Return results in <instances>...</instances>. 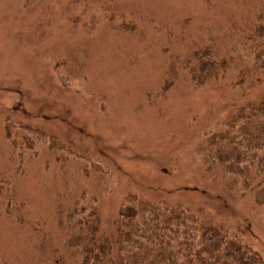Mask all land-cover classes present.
<instances>
[{"label":"rangeland","instance_id":"1","mask_svg":"<svg viewBox=\"0 0 264 264\" xmlns=\"http://www.w3.org/2000/svg\"><path fill=\"white\" fill-rule=\"evenodd\" d=\"M104 1L110 13L140 12L120 20L101 14V0L26 1L31 7L0 0V264H41L32 249L41 229L51 232L46 240L55 248L68 243L71 235L54 222L63 202L82 199L89 203L85 214L97 208L114 236L129 194L229 227L264 257V218L253 197L228 200L196 158L207 130L224 129L245 100L264 98V74L245 70L228 30L229 14L255 0ZM144 14L169 31H150ZM211 35L218 36V54L228 57L225 73L200 86L189 75L168 78L174 55L189 54L192 41L209 47ZM242 69L247 74L239 83ZM28 128H41L75 152L67 174L47 146L25 151V161L17 156L9 169L7 130L34 140Z\"/></svg>","mask_w":264,"mask_h":264},{"label":"trees","instance_id":"2","mask_svg":"<svg viewBox=\"0 0 264 264\" xmlns=\"http://www.w3.org/2000/svg\"><path fill=\"white\" fill-rule=\"evenodd\" d=\"M26 1L22 3L26 5ZM107 2L101 0V14L112 15L113 19L123 20L130 14L137 18L140 12L117 13L111 9L110 13L106 10ZM211 7L220 12L216 4ZM146 18L147 23L144 22ZM143 19V24L152 32L169 31L155 20V16L149 18L144 14ZM98 22L87 24L88 30L94 29ZM107 22L117 30L112 19ZM228 22L231 43L234 49L237 46L240 59L248 64L245 70L264 74V0L243 3L229 14ZM131 24L134 25V21L129 19L126 23L129 31ZM153 24L157 25L156 29L151 27ZM218 40V36L211 35L207 40L209 47L205 49L200 42L192 41L189 54L174 55L167 70L168 78L189 75L188 81L199 86L220 78L229 64H226L228 57L220 56L215 50ZM245 70L238 75L239 83L247 74ZM167 83L163 84L164 88ZM37 129L25 131L28 135H36L34 140L7 130L12 153L9 169L17 156L24 160L25 151L38 153L40 148L47 146L50 153L56 155L60 171L67 174L68 161L76 156L75 152L55 136ZM196 158L203 176L215 186L219 185L228 200L251 195L258 215L264 218V98L245 100L227 119L224 129L207 130L196 146ZM81 201H74L73 206L62 201L64 204H60L54 218L59 230L71 235L68 243L55 248L46 240L51 232L41 229L43 233H33L32 249L40 251L41 264H264V257L245 243L241 234L182 206L160 204L129 194L119 206L112 236L103 226L98 209L91 206L90 212L85 214L84 205L89 203ZM73 216L77 218L68 223ZM64 224L68 226L63 227Z\"/></svg>","mask_w":264,"mask_h":264}]
</instances>
